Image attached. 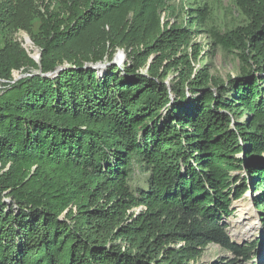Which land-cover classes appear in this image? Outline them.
Listing matches in <instances>:
<instances>
[{"label":"trees","instance_id":"1","mask_svg":"<svg viewBox=\"0 0 264 264\" xmlns=\"http://www.w3.org/2000/svg\"><path fill=\"white\" fill-rule=\"evenodd\" d=\"M51 1L0 0V264H202L210 244L232 257L207 264L248 258L225 220L249 191L264 224V0H229L241 21L224 24L216 0L175 23L170 0ZM198 32L236 75L195 68ZM117 46L130 63L88 66ZM22 67L38 71L8 82Z\"/></svg>","mask_w":264,"mask_h":264},{"label":"rangeland","instance_id":"2","mask_svg":"<svg viewBox=\"0 0 264 264\" xmlns=\"http://www.w3.org/2000/svg\"><path fill=\"white\" fill-rule=\"evenodd\" d=\"M192 1L193 0H170L168 2V7L166 8V10H162L160 12L161 20L164 22L167 21L168 23H175L178 21L180 22L181 18L184 17V15H182L180 18H177L175 14L177 12L179 13V11L181 12L182 9L184 10L185 7H189V3H191ZM34 3L41 12H44L45 8L54 10L55 7L54 1L51 0H34ZM210 4L213 6V14H215V17L213 19L214 22L218 24H224L241 21V16L238 15L235 7L229 0H216V4L214 1L212 3L210 2ZM38 26L39 21L36 17V19L32 23L33 33H37ZM12 38L21 45V47L28 53V55L35 63L39 64L40 49L34 44L31 36L27 32L23 30H17L13 33ZM29 42L30 44H28ZM191 42L196 43V47L200 48L198 59L192 62L195 68L206 64L204 66H207L209 68L210 73L222 80L227 79V77L230 75L234 76L238 73V60L235 58V55L232 53H224L219 48L212 47L205 33L198 32V34L191 39ZM191 52L192 49L189 48L188 53L190 58L191 56H193L191 55ZM108 57L109 55L107 53L104 54L102 61H99L97 63L108 64L115 61L116 63L114 65H117L119 67H123L124 65L130 63L123 47L117 46L115 50H113L112 56L110 58L111 60ZM106 68L102 69L105 70ZM142 70H144V68H142ZM37 71L38 70L36 68L32 67L28 69H25V67H22L18 70L15 69L12 71V79L8 82L12 83L21 77L27 76L28 74ZM175 75L176 74L169 73L166 77L165 82L168 84ZM4 82L5 81L3 80L0 81V91L6 86ZM251 196L252 195L248 191L240 199L234 200L232 202L234 212L229 218L225 220L227 224L228 234L234 242L238 244H254V248L251 250L248 258L239 259L237 261V264H264V224L260 217V212L257 211L254 207ZM5 201H9V199L5 198ZM239 207L246 208L245 211L250 213V216H252L253 218V223L251 224L253 229L249 230L247 234H244L247 237H243V239L239 238L241 236L240 231V234H238L237 232H233L231 228L232 223L239 216ZM241 230H244L243 227H241ZM221 256L232 257L229 252L223 251L215 244H210L203 251L199 262L202 264H207L214 259H218Z\"/></svg>","mask_w":264,"mask_h":264},{"label":"bare ground","instance_id":"3","mask_svg":"<svg viewBox=\"0 0 264 264\" xmlns=\"http://www.w3.org/2000/svg\"><path fill=\"white\" fill-rule=\"evenodd\" d=\"M30 44V42L28 43ZM101 70V69H100ZM239 216L238 218L232 223L231 228L233 232H237L238 234L239 231L241 232V236L239 237L240 239H243V237H247L244 234H247L249 230L253 229L252 223H253V218L250 216V213L246 212V208L244 207H239ZM241 227H243V231L241 230Z\"/></svg>","mask_w":264,"mask_h":264},{"label":"water","instance_id":"4","mask_svg":"<svg viewBox=\"0 0 264 264\" xmlns=\"http://www.w3.org/2000/svg\"><path fill=\"white\" fill-rule=\"evenodd\" d=\"M116 62L113 61L111 63L108 64H101V63H96V64H88V66L93 67V68H106L107 66H109L110 64H115Z\"/></svg>","mask_w":264,"mask_h":264}]
</instances>
